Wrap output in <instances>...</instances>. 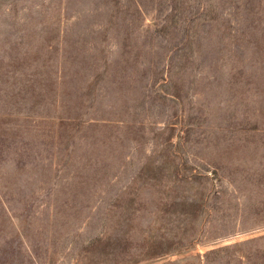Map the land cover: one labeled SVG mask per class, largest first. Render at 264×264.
Returning <instances> with one entry per match:
<instances>
[{"label":"rangeland","instance_id":"rangeland-1","mask_svg":"<svg viewBox=\"0 0 264 264\" xmlns=\"http://www.w3.org/2000/svg\"><path fill=\"white\" fill-rule=\"evenodd\" d=\"M0 264H264V0H0Z\"/></svg>","mask_w":264,"mask_h":264}]
</instances>
